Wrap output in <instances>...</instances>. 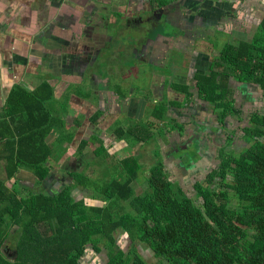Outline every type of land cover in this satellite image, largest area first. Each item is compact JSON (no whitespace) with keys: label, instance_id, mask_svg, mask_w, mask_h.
<instances>
[{"label":"crops","instance_id":"obj_1","mask_svg":"<svg viewBox=\"0 0 264 264\" xmlns=\"http://www.w3.org/2000/svg\"><path fill=\"white\" fill-rule=\"evenodd\" d=\"M158 1L72 0L70 3L59 4L53 0H0V137L7 132L8 126L14 130L16 126L20 128L24 121L25 114L15 116L12 122L13 117L7 111V106H20L17 103L19 98L10 103L14 91L19 89L21 92L18 95L34 93L40 97H49L46 106H55L57 110V106H60L62 114L49 108L55 116L65 121L70 132L74 131L72 144L76 146L75 153H70L68 147L67 157L62 163L57 162V156L47 163L50 175H56L60 183L67 180L68 177L63 174L69 171H86L91 177H99L100 174L108 182L110 176L106 174L117 175L121 163L127 161L123 160L126 156L119 158L118 153L128 150L136 152V147L145 150L153 142L160 145L161 153H165L168 174L178 173L175 168L181 169L182 174H197V164L204 169L198 172L199 175L209 174L212 171V168H208L212 165L209 157L217 165L215 157L208 155L216 147V135H221L224 130L230 132V138L233 134L241 137V120L245 121L250 113L263 109L264 91L260 86L231 80L229 98L246 115H228L220 121L222 109L208 102H205L208 109H202L205 105L197 96L199 89L196 77L198 73L208 71L206 64L215 60L213 52L216 50L212 49L215 46H211V43L200 46L199 41L216 39L217 32L226 35L231 41L229 44L251 41L264 14L249 26L246 19L253 16L256 18L260 12L255 15L251 12L250 15L244 5L248 0H223L221 3L201 0L202 3L195 1L194 4L191 0H180L179 9L175 5L166 8V2H163L162 10ZM154 4L156 9L172 17L180 15L160 30L144 25L141 21L145 19H138L141 18V11L146 10L149 17H152ZM260 4L264 6V1ZM133 18L140 23L132 24L130 19ZM157 33H161L158 40ZM199 33L205 36L200 37ZM235 39L238 41L235 42ZM220 52L217 50V56ZM127 55H131L134 62L148 65L154 72L155 80L148 85V96L144 93L136 94L132 85H129L128 90L130 96H126V91L115 86L114 76L118 73L116 66H122L123 61L119 56ZM180 56L194 62L195 73L189 78L185 75L187 70L183 62L178 63L182 61ZM102 64H105L104 71ZM188 71L192 74L191 69ZM179 74L184 75V83L181 84L191 85L195 81L197 92L192 87L191 91L197 98L188 101L184 92L175 89L170 80L174 81L172 78ZM50 91H53V98ZM255 95L261 101L260 106ZM85 96H91L92 102ZM68 109L74 114L69 115ZM147 110H150L149 113ZM68 117L73 119V124L67 120ZM173 120L181 125H173ZM118 121L120 124L116 129ZM165 123H168L166 129H160L159 126ZM95 126L99 128L98 135H94ZM190 128L195 129L192 137ZM144 138L150 141H144ZM51 140L52 137L47 140L48 143ZM190 140L196 146L192 150L194 157L187 155V161L183 162L182 167L177 158H183L184 152L178 149H182L180 144L185 141L192 145ZM85 141L88 145L81 150V144ZM6 142L1 141L0 146ZM199 143L200 149L202 146L201 155L197 149ZM103 145L113 156L111 163H98V152ZM89 146L95 147V158L86 155L85 150ZM221 149H216L217 157ZM0 156H3V149L0 150ZM71 158H74V164L70 162ZM131 159L134 158L131 156L127 162L129 170L123 174L138 175L140 167L138 165L133 168ZM58 170L63 172L59 173ZM19 172L21 174L18 179L8 180L7 163L0 157V181L5 182L8 188L13 187L16 180L19 189L24 186L34 191L56 189L60 185L58 182L53 187L55 182L48 185L47 180L38 181L28 170L22 169ZM11 181L13 183L9 187Z\"/></svg>","mask_w":264,"mask_h":264},{"label":"trees","instance_id":"obj_2","mask_svg":"<svg viewBox=\"0 0 264 264\" xmlns=\"http://www.w3.org/2000/svg\"><path fill=\"white\" fill-rule=\"evenodd\" d=\"M215 58L206 64L208 71L197 74V96L222 109L220 121L243 117L245 111L229 98V86L235 80L264 91V19L253 40L227 44ZM176 88L188 101L197 98L190 84ZM19 92L10 103L19 98L20 106H7V111L12 122L25 114L24 121L14 130L8 126L14 143L1 145L0 157L8 180L18 179L23 169L46 181L48 161L59 149L65 155L57 162L65 160L74 133L46 106L49 97ZM247 121L243 136L229 140L236 146L221 150L218 165L198 179V198L171 179L179 174H168L165 164L150 171L147 191L139 196L132 186L135 173L106 182L85 170L69 171L56 189L43 191L17 189L16 180L12 192L0 181V264H83L90 247L101 264H148L140 246L151 251L152 264H264V111L241 120ZM87 145L82 142L81 150ZM117 233L124 235L122 246ZM6 245L16 255L5 254Z\"/></svg>","mask_w":264,"mask_h":264},{"label":"rangeland","instance_id":"obj_3","mask_svg":"<svg viewBox=\"0 0 264 264\" xmlns=\"http://www.w3.org/2000/svg\"><path fill=\"white\" fill-rule=\"evenodd\" d=\"M162 1L166 2L164 4V6L166 8H168V7L173 5V2L175 3V2L180 1V0H162ZM261 1H264V0H248L247 2L244 3L247 12H249L250 15H251V12L254 15L257 12H260V14H257L256 18L253 16V17H249L246 19V22H247V24H249V26L253 25L255 22H257V19L262 17V15L264 14V6L260 4ZM160 2H161L160 0L157 2L159 6H160ZM235 22H236V20H235ZM244 26H246V25H244ZM160 34L161 33H159V34L157 33L156 37H158ZM238 40H239V38H238ZM238 40L235 39L234 41L237 42ZM204 41H206V42H204ZM203 43H211V46L212 45L215 46L212 49L216 50L213 52V56L216 57L218 55L217 50H221L226 44L231 43V41L228 40V37L226 35H224L222 32H217V38L216 39H204V40L200 39V41H199L200 46L203 47L204 46ZM236 44H238V43H236ZM180 58L182 59V61L178 62V63L183 62V66H185L186 70H187L185 72V75L187 78H189L190 76H192L195 73L194 62L192 61V59H187L186 57L183 59V56H180ZM119 59L123 60V61L121 62L122 66H116V70L118 71V73H116V75L114 76V80H115L114 82L116 84L115 86H118L122 90L126 91L125 92L126 96L129 95V91H128L129 85L134 86L136 94H143L144 93V95L148 96V94L150 93V91L148 89V85L150 82L155 80V74H154V72H152L151 68L146 64H140L139 62H134V60L131 59V55H127L126 57L119 56ZM114 61H117V60L114 59ZM102 66H103L102 70L104 71L105 64H102ZM123 66H125V68ZM98 68H100V67H97V69ZM190 69L192 71V74H190V72L188 71ZM123 71H125L124 74H123ZM183 77H184L183 74L176 75L174 78H172V80H174V81L170 80V82L172 84L174 83L176 86V84H181V82H183L182 81ZM195 84H196L195 81H192L190 86L192 87L193 91L196 93L197 88H196ZM176 90H177V88H176ZM85 98L88 99L89 102H92L91 96L88 98H87V96H85ZM56 102H57V100L54 101L53 103H56ZM90 105L92 106L91 103H90ZM49 107L57 110L55 106H49ZM57 107H58L57 113L62 114L61 107L60 106H57ZM262 110L264 111V106H263ZM149 111L150 110H147V113H149ZM68 114L70 115V114H74V113H72L71 109H68ZM67 120L70 121L71 124L74 123L73 119H71L69 117ZM118 124H120L119 121L115 124L116 129H118ZM167 124L168 123H165L164 125H160L159 126L160 129L164 128V130H165ZM172 124L173 125H181L180 123H177V120H173ZM247 124H248V121L246 122V124L243 123L242 127H246ZM173 128H176V126H173ZM11 129H12V127H11ZM98 129L99 128L97 126H95L94 135H98ZM243 129L244 128H239V133L241 134V137L243 136ZM71 132H74V131H71ZM0 134H1V131H0ZM235 136H237V135H235ZM4 137H5L4 141H7L9 143H14L13 142L14 139L11 137L10 133L8 134V130H7V132H4ZM219 141H220V137H219ZM0 143H1V141H0ZM222 143L224 146V147H222V149L234 148V143H232V142H226L225 143L222 141ZM68 147H69L70 153H73V152L75 153L76 146H74L71 143ZM184 147H186V146H184ZM94 148L95 147H93V146H89L88 149L85 150L86 155L95 158L94 157L95 155L93 153ZM101 148L102 149H100L98 152V155H99L98 163L102 164V163H104V161L106 163H111L112 158H113L112 154L110 153L109 150L104 148V145L101 146ZM136 149H138V151H136V152H135V150L133 152H130L128 150L126 152L118 153L119 158H123L126 156L127 158L123 159V160H127V161L121 163L120 169L117 170V175L123 174L129 170V165L127 164V162H129V159L132 156V158H134V159H131V160H133L132 161L133 162L132 167L135 168L138 165L140 167L139 174L137 176V182L138 183L136 181L133 183V187H134L135 192H136L135 195L139 196V195L145 194V192L147 191L148 184H147L146 178H147L148 174L150 173V171H152L153 168H156L159 165L165 164L164 160L166 159V157L164 156L165 153L160 152V145L154 144V142L149 143L148 147H146L145 150H142V148H137V147H136ZM88 150H90V153H88L89 152ZM221 150H220V152H221ZM55 154L57 155V157H62L63 155H65V153L61 149L56 150ZM208 154H209V156L210 155L215 156V154L212 152H209ZM234 155H236V151L234 152ZM128 156H129V158H128ZM139 156L141 158H138ZM217 159L214 161H216V163L218 165L219 162ZM209 160H210V162H212L210 157H209ZM70 162H73V164H74V158H71ZM166 162L168 163V161H166ZM55 168H58V167H55ZM55 168L53 170H55ZM214 168H212V171ZM175 169L177 170V168H175ZM169 170L174 171V169H172V168H169ZM58 172L62 173L63 171L58 170ZM179 174L181 175V173H179ZM64 175H67V173H64L63 176ZM106 175L110 176V180L113 179L111 174L107 173ZM180 175H178V177L176 175H170V177L173 181L178 182L190 196H192L194 198H198V196H197L198 192L195 191V186H196V183L198 182V180L188 181L186 178H185L186 180L181 178ZM101 176L102 175L99 174V178H101ZM109 176H106V178H109ZM66 177H68V176H66ZM102 177H104V176H102ZM198 177H199V179H202L204 176L198 175L197 178ZM54 182H55V179L53 181H51V183H54ZM12 183H13L12 181L9 183V187L12 186ZM6 188L10 189L13 192L12 187L8 188L6 186ZM16 188L19 189L18 187H16ZM16 188L14 191H16ZM22 188L24 190H26V188L24 186H22ZM127 205L128 204H125V206H127ZM116 237L118 239V242L120 243V246H122L124 244V242H123L124 235L121 233H117ZM139 250L141 251L142 255L147 260V263L152 264L153 263V258H152L153 254L151 253V251L149 249L145 250L143 248V246H140ZM11 253H12V255L14 254V249H12ZM100 258H101L100 255L92 252L91 249L89 248V250L86 253L82 263H84V264H101L102 261L100 260Z\"/></svg>","mask_w":264,"mask_h":264},{"label":"flooded vegetation","instance_id":"obj_4","mask_svg":"<svg viewBox=\"0 0 264 264\" xmlns=\"http://www.w3.org/2000/svg\"><path fill=\"white\" fill-rule=\"evenodd\" d=\"M158 1V0H157ZM161 2H160V9L162 10V7H163V1L162 0H160ZM182 1V0H181ZM195 1H197V2H201V0H191V3H195ZM214 2H216V3H221V2H224L223 0H213ZM180 1H177V2H173V5H175V7H179L180 6ZM202 3V2H201ZM172 5V6H173ZM215 5H217V4H215ZM179 9V8H178ZM161 10H158V9H156L155 8V4H154V10H153V13H152V17H149V15H148V12H146V10H143V11H141V18H138V19H145V20H142L141 22H143V24L144 25H151L152 27H157V28H159V30L160 29H162L164 26H166L167 25V23L169 22V21H172L173 19H175V18H178V16L180 15V14H178L177 15V17L175 16V17H172L170 14H165V13H163ZM134 17H136V14L134 15ZM131 20V23L132 24H138V23H140V21H138V20H136V19H130ZM130 20H128V22L130 21ZM152 20H154V22L152 21ZM152 23V24H149V23ZM198 36H200V37H203V36H205V34L204 33H199L198 34ZM197 36V37H198ZM255 97H256V100L258 99V97L255 95ZM199 100L201 101V103H204V105L205 106H203L202 107V109H204V110H207L208 109V107L206 106V103H205V101H203L202 99H200L199 98ZM190 101V100H189ZM261 101H258L257 100V104H258V106H260V103ZM200 115H203V113H200ZM221 124V123H220ZM195 129L194 128H190V133H191V137L194 135V133H195V131H194ZM230 132H228V131H224V130H222V134L221 135H216L217 137L215 138V143H216V147H215V149H214V151H210V152H212V153H214L215 154V159L217 158V150H218V148H222V147H224L223 146V143H222V141L223 142H229V140H230V136L229 135H231V134H229ZM190 136V135H189ZM233 136H234V134H233ZM232 136V137H233ZM219 137H220V141H219ZM191 142H192V145L190 144H188V142L187 141H185L184 143H182V144H180V147L182 148V149H178V151L180 150V151H183L184 152V155H183V158H181V159H178L177 158V160L180 162V164H181V166L183 167V162H186L187 161V155H190V156H193V154H192V150L193 149H195V147L196 146H194V141H192V140H190ZM184 146H186V148H183ZM197 149H198V151L200 150V152H199V155H201L202 154V146H201V149H200V143L197 145ZM217 149V150H216ZM209 153V152H208ZM209 155V154H208ZM194 157V156H193ZM214 159V160H215ZM211 164L212 165H210V166H208V168H214V167H216V165H214V162H213V160H212V162H211ZM197 166V168H196V172H197V174H192V173H190V174H182L181 172H183V171H181V169H177V172H178V174L179 173H181V178H183V179H187L188 181H191V180H198L199 179V177L197 178V176L199 175L198 174V172L200 173V171H204V169H203V167L202 166H200V164H197L196 165ZM185 168V167H184ZM186 171H188L187 169H185ZM212 170V169H211ZM49 178H47L46 180H47V183L46 184H50L51 183V181H53V179H55V183L53 184V187L55 186V184L57 185V183L59 182V180H57V177L54 175V174H51L50 176H48ZM185 179V180H186ZM60 183V182H59ZM46 184H45V187H46ZM61 184V183H60ZM20 197V196H19ZM11 251H12V249H11V247L10 246H8V245H6L5 246V248H4V253L5 254H7L9 257H12V256H14V255H16V252H15V250H14V254L12 255V253H11Z\"/></svg>","mask_w":264,"mask_h":264},{"label":"built area","instance_id":"obj_5","mask_svg":"<svg viewBox=\"0 0 264 264\" xmlns=\"http://www.w3.org/2000/svg\"><path fill=\"white\" fill-rule=\"evenodd\" d=\"M55 2H58L59 4H66V3H70L72 0H53Z\"/></svg>","mask_w":264,"mask_h":264},{"label":"water","instance_id":"obj_6","mask_svg":"<svg viewBox=\"0 0 264 264\" xmlns=\"http://www.w3.org/2000/svg\"><path fill=\"white\" fill-rule=\"evenodd\" d=\"M157 40H158V37L156 38ZM195 175V174H194ZM206 175V174H205ZM205 175H203V176H205ZM90 249H91V251L93 252V249H92V247H90ZM84 264V263H83Z\"/></svg>","mask_w":264,"mask_h":264},{"label":"clouds","instance_id":"obj_7","mask_svg":"<svg viewBox=\"0 0 264 264\" xmlns=\"http://www.w3.org/2000/svg\"><path fill=\"white\" fill-rule=\"evenodd\" d=\"M219 154H220V153H219ZM219 154H218V155H219ZM217 158H218V157H217Z\"/></svg>","mask_w":264,"mask_h":264}]
</instances>
